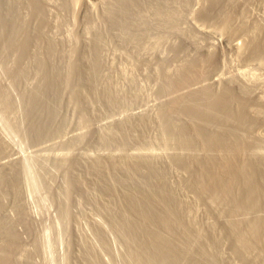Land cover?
Listing matches in <instances>:
<instances>
[{
    "label": "rangeland",
    "instance_id": "obj_1",
    "mask_svg": "<svg viewBox=\"0 0 264 264\" xmlns=\"http://www.w3.org/2000/svg\"><path fill=\"white\" fill-rule=\"evenodd\" d=\"M9 1L13 2L14 0ZM87 1L93 3V9L91 10V14H89V16L85 15L86 13L84 9V0L41 1L45 4V6L47 5V18H49L48 22L50 21L46 31L47 33L45 32V34L48 35L49 39H54V41H57L56 44H58L59 50H61L60 53H58V59L61 60L63 64L64 62L65 64L67 63V65H69V63L75 64H71L73 67L70 65L71 67L69 66L67 70L69 71L70 68L72 69V71L70 70V76H72L73 71H76L74 75L77 73V70L74 69H76L75 67H78L79 64V68L83 70L85 76H81V80H78L77 77H74V75L70 77L69 80H66V76L68 75L63 76L64 81L59 83L61 85V88L60 85L57 86L58 88H60V91H57V93H59L61 97L56 94V100L58 103H56L55 101L56 104L54 103L52 107L53 109H51L52 112L50 111L53 115L50 112L45 115L39 113V115H42L44 117V122L42 121V118H39L41 122H43V125L45 123L44 126H46L47 124L48 128H50L48 129L46 127L48 129H46L48 131L47 132L45 130V127H43L44 133L40 138L35 139V136L32 137L30 135V127L26 122L27 120L25 119L23 110L18 109L20 108L21 104L19 103V107L18 104L16 106V103H18L16 101L19 99V91L16 95V93L13 91H17V89L12 91L11 86H7L10 85V81L6 77V74H3V63L0 64V70L3 71H0V84H3L0 85V89L4 92V94L2 93V95H6V98H4L6 100H9L6 101L7 103H5V105H7L9 102V109H7L8 107L3 108L2 104L0 106V136L4 140L3 154L0 158V172L2 171L4 173H0V190L3 189V191H5H2L1 196L3 197L4 194H7L8 199H6L7 196L5 195L3 199L1 197L0 198L4 201L8 200L10 203L12 201L11 204H8V201H3L5 204L4 205L2 203V200L0 199L1 204L4 205V209L1 210L2 212L0 211V219L3 221L2 222L0 220V224L2 226L4 222L7 223L6 219H8V222L10 221L12 223L15 221L13 224H16V227H14L16 230H18V234H21V237H19V239H22L20 243L18 242V246H21V248H19L18 250L20 252L22 251L20 253V258L21 256H23L22 260L20 259L19 262L21 264L26 263L24 260L28 256L30 260H32L33 258L34 264H138L139 262H135L136 260L132 259L131 256H134V253L137 250H140L139 252H141L143 250L142 246H140V244H138V246H134V244L137 245L136 242L138 241H135L134 238L129 237V234L126 233L127 231L119 230L126 229V226H124L122 222V219L125 216V218L131 219L135 217L134 215H131V212V214L125 213V210H127V208L124 206L125 203L123 196L126 193L125 191H127V189L119 178H122L125 174L128 173L127 176L125 175L124 177H134L135 180H139H137L139 184H142L143 186L149 185L148 187H145L146 190H149V193L152 194L153 191L150 183L146 180V178H144V174L141 173L147 174L148 170L152 171V167H154V172L156 169V173L158 172L160 174H166L167 180H171L168 182H171L172 186L176 188L175 189L173 187L176 190L179 199L183 198V201H181L183 203H185L186 201L187 203H185V205L186 208L189 209L187 210V212H190V215L187 213L188 219H186H190V222L191 220H193V224L186 223L185 225L189 226L186 228L184 223L180 222L181 220H178L179 218H177V216H173H175L174 218L178 221L176 222L179 226L182 227L183 225V227L187 229V231H185V228L183 230V227L181 229L182 231H185V235H187V237L194 236L191 239V242H195L193 243V245L195 244V246H190L192 247L190 249L195 253H193L192 255L195 256L193 260H195L196 263L264 264V211H261L263 214L259 212V215H261L260 218L263 220L261 221L260 219L262 226V235H260L261 237L259 240L260 243L258 242L256 244L257 246L253 244V247L255 246L254 250L251 247L252 241H249L250 248L245 247V245H243L241 241L242 238H239V236H241L239 234L241 233H235V231L233 233V230L230 227L231 224L229 220H226L228 218L226 217V215H224V212H221L222 208L220 209V206H217L216 203L209 200L207 201L205 197L202 198L200 195L199 196L201 199H199L198 194H196L194 190L190 189V186H188L187 183V179H189L191 174L189 175L190 172L186 171V167H183V164H185L186 162H193L197 159H201L203 161L207 158L215 160L217 159L218 161L217 156H219V160L221 158L223 160L227 159L228 157L234 156V159L238 158L239 160H236H238L239 162H242L244 160L248 161L247 164L250 163V166H252V168L257 167L258 170L264 169V44H260L259 47L257 46L258 49L254 48V50H257L252 53L253 50L250 48V45L253 41L250 42V40H254V38H252L254 36L252 34L254 33L251 31H238V34L236 32L234 36L232 35V37L230 36L228 38H226V36L223 34L225 37L221 35V37L219 36V38L216 39L213 37L204 36V34L200 33V31L198 30L201 28L206 31L217 30L216 32L223 33L219 25L221 26V24H223L220 22L221 18L223 19L222 21L225 22V17L223 18V16L225 15L223 14L227 12H229L230 15H233L234 18L237 17V21L240 22H243L245 20L243 19L244 17L247 18L244 22L247 24L249 29L252 27H256L259 30H263L264 0H229V2L228 0H187L186 2L185 0H166V3H169V5L165 4L164 0H162L164 4H162L163 2L160 1L162 2L161 6L165 5V9H167L166 12L168 14L170 13L169 17H173V19H170L173 22L168 20V16L163 17L164 14L162 18L155 15L156 12L154 13V11L155 7L157 6L154 5L156 4L155 0H146V3L145 0H140L141 8H139V11L142 15L136 14L138 8H133V11H136V13L131 15H137V17L141 16L142 18L144 17V19H146L144 20V23L148 21L151 26L148 24L147 29L143 28L144 30L141 29L142 31H138V29H140L139 27L142 28L143 26H146L144 25L141 18H137L136 16H134L135 19L138 20V23L142 22V26H140L139 24L138 29L136 27L135 29L133 28L131 31L133 33L131 37L127 34L128 32L125 29L116 24L115 26H113L114 23L111 22L110 19L108 20L107 13L105 11L106 8L104 9L105 1ZM39 2V0H30L29 4H26L22 8V15L24 16L25 20L27 22H30L31 24L34 21L33 7ZM220 2H222L224 6H221L222 4H220ZM144 3L147 5H145ZM214 3H217V5L220 4V7L217 5L213 7L212 5ZM64 4L65 6H63ZM149 4L152 5L149 7ZM151 7L153 9H151ZM202 8L204 11H211L209 15H204V17L203 14L200 13L203 12ZM208 8L209 10H207ZM105 14L107 17L105 16ZM219 14L221 15V17ZM239 16H243V20H241V17L239 19ZM140 19L142 21H139ZM157 22L161 23L158 24ZM123 32L124 34H122ZM94 43H96L98 47ZM232 45H236L237 48L232 47ZM93 46L97 47V49L99 50L98 55H100V57L98 55L97 56L99 57V63H101L99 72L102 77V79H100V81L102 80V83H100L99 81L96 88L98 89V92H102V97H99L98 93L96 94V92L92 90L91 85H89L88 83V67H90L91 63L94 60H92V58H95L94 55L91 56V50H93L94 48ZM208 53L211 55L213 54V59H216V61L213 63V67H207L210 70L207 69L208 73H206V77H204V81H202V84L200 83V85H194L192 86V88H197L201 85H208L214 87L215 89H218L221 87H226L228 85L230 89H234H232V92L236 96L240 95L241 97L239 98L243 99L245 94L244 96H242L243 93L239 89L242 86L245 88L247 87V89L248 87L250 88V94H246L247 98H244V100L249 101L253 96V100L251 99L252 102L251 100L249 101L253 104H251V108H253L251 110L253 111H250L252 114L249 112L250 119L254 118L253 123L250 127L248 124H246L247 126H244L245 124L242 125V134L245 135L243 136L242 140L244 143L242 141L240 142L239 140L238 142L233 141L235 143L232 145L231 143L233 142L229 143L232 147L234 145L235 148L238 149L237 150L234 147L233 149H230V145L227 144L226 146V142L222 141L223 144H218L219 146L217 147H224L225 145L229 149V151H227L228 149L224 150L226 147L224 149H221L222 151H226V153L221 152L220 148L219 150L217 149L219 152L223 153V155H217L219 153L216 149L213 150V153L207 151L198 141H195L197 143L190 145V149L189 145H186L183 140H177V137L175 138L173 136H170L164 131L165 128H163V126L166 127V125L168 124H165L167 123L165 115H163V117L161 116V114H163L162 109L164 108V104L168 103L173 98L172 96H174V92L171 93V91H168V93L164 90V85L166 83L164 81L165 74L163 76V72L167 68V70H170L169 72H174L179 69V67H181L185 62H187L188 59L192 60L194 59V57L197 58L199 56L206 57ZM76 61L78 62L76 63ZM1 62L2 61L0 60V63ZM229 77H232L231 80L233 79L234 81L232 83L235 84H230L228 82V80L230 81ZM235 80L239 83H236ZM34 83L36 84V80L34 78L28 79V82L26 80L25 83L21 81L18 85V89L22 91L24 90V88H33L35 85ZM25 85H27V87H25ZM107 89L108 91L106 92ZM237 89L240 91H238ZM5 90L7 93H5ZM8 90L10 92H8ZM182 90H180L181 93ZM186 90L188 89L186 88ZM186 90H184L183 92L185 93ZM235 92L238 93L236 94ZM110 93L112 94V96ZM103 94L105 97L103 96ZM12 97L14 98V100ZM12 101H14V104H12ZM21 107L23 106L21 105ZM15 108L17 111L15 110ZM6 110H8L7 112L10 113L5 112ZM53 110L55 111L56 116ZM258 110L263 111V113H261L262 111L260 112L262 116H259L260 114L258 113ZM36 113L37 112H35V114ZM49 114H51V116ZM39 115H37V117ZM177 118L178 117L175 118V121V119L172 120V117L171 121H175L178 123L175 124L174 122L175 125L183 124L186 128L187 126H189L188 129H190L189 122H187L185 118L182 117L183 121H181V117L178 118L179 122L177 121ZM45 119L46 121L49 120V123L45 122ZM127 121H129V123ZM50 124L52 126H50ZM1 131L4 133V135L3 133H1ZM249 138L251 139L252 144ZM169 139H171V141L174 140L172 141L174 144L173 146L171 141L167 142L169 141ZM169 143H171L170 146ZM181 143L182 148L180 147ZM194 145L196 146V148H193L195 147ZM215 150L217 154L214 153ZM205 151H207V153ZM230 151L232 154H230ZM200 152H203V158H201L202 155ZM206 154L209 155V158ZM214 154H216L217 158H215ZM226 154L230 155L225 156ZM178 155L183 156L178 157ZM197 155L199 157H197ZM242 155L244 158L242 157ZM188 157L190 158L187 160L186 158ZM195 157H197L196 160ZM175 158L176 160L180 158L181 161H176ZM190 159H192V161ZM137 160L140 162H138ZM149 163L151 166L149 165ZM153 164L155 165L153 166ZM258 164H260L261 166ZM137 165L138 168L136 169ZM142 165H144L143 167H145L146 165L148 166L143 169ZM158 165L160 167H158ZM20 167L21 169H18ZM100 167L103 168L105 172L100 171ZM139 171L141 173H139ZM22 172L24 175H21ZM103 172L105 175L103 174ZM14 174H18L19 178L21 177L20 179L17 178L19 179L18 182L21 184L17 187L18 190H20L18 191L19 196L22 195L23 190V195L20 196L19 200V203L23 204V216L22 214H19V216H17L19 212L15 213L17 210H15L16 208L14 209L13 206V197L11 196V193H13L12 182L16 179ZM4 175L9 179L7 177H4ZM10 179L12 180V182ZM3 181H6V183L4 184ZM143 181L145 182V184ZM6 184L9 185H7L9 191L6 190ZM1 185L6 189L2 188ZM109 187H112L113 189H109ZM149 187L151 188L147 189ZM21 188L23 189L21 190ZM184 192L187 194V196ZM154 198H156L158 201L156 195ZM209 202L212 203L210 204ZM118 208H122L121 210L124 212L121 213ZM116 211L118 214L120 213V215H116ZM195 214L198 217L195 216ZM205 218L207 221L205 220ZM21 219L23 222H21ZM117 219H120V221H117ZM179 222L182 224H180ZM194 224L198 225L196 226L198 227L199 231L205 230L204 232L206 235L202 233L201 236L200 233L202 231H200L199 237L197 233L198 230H196L197 228ZM25 227H28V231L30 230L28 234V231ZM194 227L195 229H193ZM209 230L213 231V233ZM124 233H126L127 235H125ZM168 234L166 236H168ZM169 235L172 237L171 239H175L173 238L174 236H172L171 234ZM203 236L209 238L204 237V240L206 239L204 241L201 239ZM34 237L37 239L35 240ZM127 238L132 239L130 241ZM125 239L129 240L127 241L129 243H127ZM132 240L135 242H133ZM218 240L220 241V243H222L220 244ZM4 241V237L0 235V245H3L5 243ZM176 241L180 245L184 244V242L182 241H180L181 243H179L178 239ZM176 241L174 240V243ZM37 243L39 246L37 245ZM132 243L134 247L130 245ZM33 245H35L36 247ZM129 246L132 249L129 248ZM187 246L184 247L186 248ZM139 247H141L142 250ZM181 249H183V247ZM187 249L190 251L189 247ZM187 249L185 250L186 252L188 251ZM213 250L215 253L213 252ZM130 252L134 253L132 254ZM218 252H220V254ZM127 253L128 255L129 253L130 255H132L128 256ZM25 255L26 257H24ZM113 255L115 258L112 257ZM188 255L192 257L191 254ZM199 255L200 257H198ZM204 257L207 259H205ZM34 258H36V260ZM197 258L199 261L197 260Z\"/></svg>",
    "mask_w": 264,
    "mask_h": 264
},
{
    "label": "bare ground",
    "instance_id": "obj_2",
    "mask_svg": "<svg viewBox=\"0 0 264 264\" xmlns=\"http://www.w3.org/2000/svg\"><path fill=\"white\" fill-rule=\"evenodd\" d=\"M39 1L40 2L37 3L33 7V9H34V21L31 24L30 22H27L25 20L24 16L22 15V8L26 4H29L30 0H14L13 2H10L9 0H0V60L2 61L0 64L3 63L2 67H3L5 73L2 70H0V71H2L3 74H6V77L10 81V85H7V86H9V87L11 86L12 91L17 89V91H13V92L16 93V95H17V93L19 91V94H18V98L19 99L16 101L18 103H16V102L15 103H16V106L18 104V107H19V103L23 106V107H21V105H20V108H18V109L23 110V113L25 115V119L27 120L26 122H27V124L30 127L29 128L30 129L29 130L30 135L32 137L35 136L34 137L35 139L40 138L43 135V133H44L43 127H45V130L48 128L47 124H46V126H44L45 123L43 125V122H44L43 118L44 117L42 115H39V113L45 115V114L49 113L50 111L52 112L51 109H53L52 107H53L55 101H56V103H58L57 100H56V98H57L56 96L57 95L60 96L59 93H57V91H60V88H61V85L59 83L64 81L63 80V76L68 75V76H66L67 78L66 77H64V78H66V80H69V78L72 77L74 75V73L76 72V71L75 72L73 71L72 76H70V73H71L70 70L72 71V69L70 68L69 71H67V70H68L69 66L72 63H69V65H67V63L65 64V62H64V64H63V62L58 59V55H59L58 53H60L61 50H59L58 44H56L57 41H54V39H49L48 35L45 34V32L47 31L49 22H50V21L48 22L49 18H47L48 17L47 16V11L48 10L46 9L47 5L45 6V4L43 2H41L42 0H39ZM102 1H105L104 2V4H105L104 9L106 8L105 11L107 13L108 20L110 19V21L114 23V25L112 23L111 24L113 26H115V24H116V25L120 26L121 28L125 29L128 32L127 34L130 37L133 34L131 32L133 28L135 29V27H136L138 29V25L139 24H140V26H142L141 25L142 22L138 23V20H136L135 17H134V16L137 17V15L132 16L133 14L136 13V11L135 12L133 11L134 10L133 8H136V9L138 8L136 14H139V15L141 14L140 11H139L140 10L139 8H141L140 0H102ZM148 1H151V0H148ZM155 1H156L155 2L156 4H154V2H153L154 5H157V6L160 5L158 7L157 6L155 7V11H154V13L156 12L155 15H157V17H161L162 18L163 14H164L163 17H165V16L169 17L170 13L168 14L166 12L167 9H165L166 8L165 5L161 6V3L163 1L162 0H155ZM160 1H162V2H160ZM164 1H165V4L169 5V3H166V0H164ZM186 1L187 0H185V2ZM216 1H214V2H216ZM228 2H229V0H228ZM145 3H146V0H145ZM173 3H174V1H173ZM65 4H66V2H65ZM65 4L63 6H65ZM162 4H164V2ZM220 4H222V2H220ZM223 4H224V1H223ZM223 4L221 6H224ZM145 5H147V4H145ZM151 5L149 4V7ZM215 5H217V3L216 4L214 3L212 6L215 7ZM219 5H217V6H219ZM204 7H207V6H204ZM144 8H142V9H144ZM84 9H85V13H86L85 15L89 16V14H91L90 13L91 10L93 9V3H91L90 1H87V0H84ZM151 9H153V8L151 7ZM202 10H203V8H202ZM207 10H209V8ZM210 12L203 10V12H200V13L203 14V16L204 15L206 16V15H209ZM224 13H225V11H224ZM233 13H235V12H233ZM223 15H225V16H223V18L225 17V22L222 21L223 19L221 18L220 22L223 23V24H221V26L219 25V27H221L223 33L220 32L221 33L220 34V33L216 32L217 30H212V31L208 30V31H206V30H203L201 28L198 29L200 31V33L204 34V36L213 37V38L217 39V38H219V36L221 37V35H223V34L226 36V38H228L230 36L232 37V35L234 36V34H236V32L238 34V31H244V32L245 31H247V32L251 31V32L254 33V34H252V35H254L252 37V38H254V40L253 39L250 40V42L253 41L251 43V45H250V48L253 50L252 53L255 52V50L258 49L260 44H264V29L263 30H261V29L259 30L256 27L255 28L252 27V28L249 29L247 24L244 22L247 19L245 17L243 18L245 20L243 22L242 21L240 22V21H237V19H236L237 17L234 18V16L230 15L229 12H227V13H225ZM105 16H106V14H105ZM244 16H245V13H244ZM220 17H221V15H220ZM240 17L241 16H239V19H240ZM242 17H241V20H243ZM137 18H141L143 20V23H144V20H146V19H144V17L142 18L141 16H138ZM141 19L139 21H142ZM156 19H158V18H156ZM170 19H173V17H171V18L169 17L168 18V20H170ZM159 20H160V18H159ZM149 22H151V21H149ZM166 22H169V21H166ZM171 22H173V21H171ZM159 23H161V22H159ZM148 24L150 25V23H148V21L145 22L144 25L146 27H144V26L142 28L139 27L140 29H138V31L143 29V28L147 29ZM122 34H124V32ZM46 39H48V40H46ZM194 39H195V36H194ZM204 39H206V38H204ZM94 44H96V43H94ZM248 44H250V43H248ZM93 47H92L93 50H91L92 51L91 52L92 53L91 56L94 55L95 58H92V60L93 59L94 60H93L92 63L90 62L91 65H90V67H88L89 68L88 71H87V73H88L87 74L88 83H89V85H91L92 90L94 92H96V94L98 93L99 97H102V92L101 93L98 92V89L96 88L98 86V83H99L100 79H102L101 74L99 72L101 63H99L100 61L98 60V58L100 57V55H98V51H99L97 49L98 45H97V47L96 46H93ZM232 47H236V45L235 46L232 45ZM254 48H257V49L254 50ZM177 52H179V51H177ZM207 55H210V56H207ZM207 55H206V57H203V56H199L197 58L194 57V59H192V60L188 59L189 61L187 60V62H185L181 67H179V69H177L174 72H172V71L169 72L170 70H167L168 68L164 71L165 73L162 71L163 72V76L165 74V76H164L165 80L164 81H165L166 84L164 85L165 88L164 87H161V88H164V90L166 92H168V91H171V93L174 92L173 93L174 96H172L173 97L172 99L170 98L171 100L169 99L170 101L168 103L164 104V108L162 109L163 114H161V116L163 117V115H165V118L167 119V123H165V122L164 123L168 124V125H166V127H164L163 125H161V126H163V128H165L164 131L166 133H168L170 136H173L175 138L177 137V140L178 139L183 140L186 143V145H189V147H190V145H193V144L197 143L195 141H198L199 143H201V145H203L204 149H206L207 151H210V152L213 153L214 149H216V150L218 149L219 150V148H220L221 152H225L226 153V151H224V150L228 149V147H226L227 144H229V143H231L233 141H237L238 142V140H239L241 142L243 140V136H245V135L242 134V130H243L242 129V125L245 124L244 126H247L246 124H248L249 127H250L251 124L253 123V119L254 118L250 119V114H249L250 111H253V110H251V109H253V108H251L253 104L249 102L253 98V96L251 97V99L249 101L244 100V98L245 99L247 98L246 94H248V95L250 94L249 93L250 92L249 91L250 88L248 87V89H247V87L245 88V87H242V86L239 89L243 93L242 96H244V94L246 96V97L244 96L243 99L239 98V97H241L240 95L236 96L232 92L233 88L230 89V87H228V85L226 87H223V88L221 87V88H218V89H215L214 87H211V86H208V85H206V86L205 85L204 86L201 85L200 87H197V88L193 87L192 88V86H194V85H198V84L200 85V83L202 84V81H204V77H206V73H208V71H207L208 68L207 67H209V68L213 67V63L216 61V59H213V54L211 55V54L208 53ZM214 58H215V55H214ZM60 59H62V58H60ZM77 62L78 61H76V63ZM163 64H164V62H163ZM72 65H75V64L73 63ZM76 65H78V64H76ZM79 65H78V67L77 66L75 67L76 69H74V70H77V73L75 74L76 76L74 75V77H77L78 80H81L82 78L80 79V77L81 76L83 77L84 72H83V70H81V68H79ZM208 70H210V69H208ZM66 72H67V74H66ZM0 77H1V75H0ZM31 78H34L36 80V84L34 83L35 85H34L33 88H31V87H29V89L24 88V90H22V91L18 89V87H19L18 85L20 84L21 81H23L25 83L26 80L28 82V79H31ZM231 78H230V81L228 80V82L230 84H235V83H232L234 81H233V79L231 80ZM29 81H31V80H29ZM32 81H33V79H32ZM101 81H100V83H102ZM236 83H239V82L236 81ZM230 84H229V86H230ZM0 85H3V84H0ZM30 85H32V84H30ZM58 85H60V88L57 87ZM25 87H27V85H25ZM1 88H2V86H1ZM183 88H185V89H183ZM186 88L188 90H186ZM180 90H182V93L180 92ZM184 90H186L185 93L183 92ZM240 90H238V91H240ZM107 91H108V89L106 90V92ZM8 92H10V91L8 90ZM106 92H104V93H106ZM2 93L4 94V92L1 91V89H0V106L2 104L3 108H5V107L7 108L9 106L8 105L9 102H8L7 105H5V103H7L6 101H9V100H6L5 99L6 95L4 96V95H2ZM5 93H7L6 90H5ZM60 94H61V92H60ZM2 96H3V98L4 97L5 98L3 99ZM103 96H104V94H103ZM111 96H112V94H111ZM108 99H109V97H108ZM13 100H14V98H13ZM252 100H251V102H252ZM12 104H14V101H12ZM7 109H9V107ZM259 109H260V107H259ZM15 110H16V108H15ZM7 111L8 110H6L5 112H7ZM261 111L262 110H260L258 113L260 114ZM35 112H37L36 114L39 115L40 117L39 116L37 117ZM53 112L55 113L54 110H53ZM7 113H10V112H7ZM261 113H263V111ZM51 114H49V115L51 116ZM14 115H15V113H14ZM49 115H47V116H49ZM55 116H56V113H55ZM259 116H262V114H260ZM172 117H173V119H172ZM176 117H178V118L181 117V121H183L182 119L185 118L187 120V122H189L190 129H188L189 126H187V128H186L183 124L175 125V124H178L177 122H175L176 121V119H175ZM37 118L38 119L42 118L43 122H41V120L40 119L38 120ZM178 118H177V121H178ZM251 118H252V116H251ZM48 119H50V118H48ZM143 119H144V117H143ZM171 119L172 120L175 119V121L172 122ZM251 120H252V122H251ZM255 120H254V122H255ZM48 121H46V119H45V122L49 123ZM257 121H259V120H257ZM127 122L129 123V121H127ZM145 122H146V120H145ZM174 122H175V124H174ZM50 126H52V125L50 124ZM121 128H122V126H121ZM48 129H50V128H48ZM160 129H161V127H160ZM2 131H3V129H2ZM2 131H1V133H3ZM244 132H245V130H244ZM163 134H164V132H163ZM3 135H4V133H3ZM165 136H167V135H165ZM168 137H167V139H168ZM34 138H33V140H34ZM177 140H175V141H177ZM181 140H180V142H181ZM170 141H171V139H169V141H167V142H170ZM172 141H174V140H172ZM222 141L226 142V144H225L226 146L224 145V147H222V146L221 147H217L220 144L221 145L223 144ZM250 142H251V139H250ZM234 143L235 142L231 143V145L234 144ZM3 144H4V140L0 136V158H1L2 154H3ZM170 144L171 143H169V146H170ZM251 144H252V142H251ZM173 145L174 144L172 142V146ZM186 145H184V146H186ZM231 145L229 147L230 149H233V147L235 148L234 145H233V147ZM259 145H260V143H259ZM180 147L182 148V143H181ZM193 148H196V146L193 147ZM222 148L223 149L225 148V149L222 151L221 150ZM185 149H187V148H185ZM190 149H191V147H190ZM198 149H199V147H198ZM198 149H196V150H198ZM235 149H237V148H235ZM203 150H201V151H203ZM216 150L214 151V153L217 154V152H218L219 154H217V155H220V154L223 155V153L219 152L218 150L216 152ZM239 150H240V148H239ZM190 151H192V150H190ZM207 151H205V152L207 153ZM227 151H229V149ZM210 152H209V154H210ZM235 152H233V153H235ZM202 154H203V152L201 153V155ZM216 154H214V155H215V158L218 157V161H217V159L215 160V159H207V158L202 161L201 159L200 160L197 159V157H199L197 155V157H195V160L197 159L196 161H193V162H186L185 161L186 162L185 164H183L184 162L181 163V164H183L184 168L186 167L185 168V169H187L186 171L190 172V173L189 172H187V173H189V175L191 174L189 179H187L188 186H190V189L194 190L195 193L198 194V196L200 195L202 198L205 197V199L207 201L208 200L212 201V202L216 203L217 206H220V209L222 208L221 212H224V215H226V217L228 218L226 220H229V222L231 224L230 227L232 228L233 233H234V231H235V233L236 232L241 233L239 235H241L243 237L239 236V238L240 239L242 238L241 241H242L243 245H245V247L250 248L249 247L250 246L249 241H252L251 247L254 250L255 246L253 247V244L256 245L259 242V240H260V237H261L260 235H262L261 234V230H262L261 227L262 226H261V222H260V219H261L260 216L261 215H259V212L264 211V169H259L258 170L257 167H253L254 168L253 169L252 166H250L251 165L250 163L247 164L248 161H245L243 159L244 161L239 162L238 158H236L238 160L234 159V156H233L234 154L231 155L233 157H228V158L226 157L227 159H223V160L221 158L220 159L221 161H220L219 160V156L216 157ZM230 154H232L231 151H230ZM243 154H244V152H243ZM229 155L226 154L225 156H229ZM182 156L178 155V157H182ZM207 156L209 158V155H207ZM237 156H239V155H237ZM204 157H205V154H204ZM212 157H214V156H212ZM242 157H243V155H242ZM189 158L190 157H188L186 159L188 160ZM201 158H203V155H202ZM250 158H249V160H250ZM182 159H184V158H182ZM138 160H141V159H138ZM142 160H144V159H142ZM175 160H176V158H175ZM177 160H180V158H178ZM190 160L192 161V159H190ZM138 162H140V161H138ZM136 163H135V165H136ZM151 163H152V161H151ZM138 164H140V163H138ZM147 164H148V162H147ZM254 164H253V166H254ZM135 165H134V168H135ZM149 165H150V163H149ZM154 165L155 164H153V166ZM258 165H260V164H258ZM143 166L144 165H142V167ZM146 166H148V165H146ZM132 167H133V165H132ZM142 167H140V168H142ZM145 167H143V169ZM158 167H160V166L158 165ZM137 168H138V165H137L136 169ZM152 168L154 170V167H152ZM18 169H21V167L18 168ZM149 169H151V168H149ZM153 170L152 171L148 170V173L146 172L147 174L141 173L140 171H139V173L144 174L143 175V176H145L144 178H146V180L150 183V186L152 187V191H153L152 194H155L157 196L158 201H157L156 198H154L155 195H152L151 193H149V190H146L145 186H147V185L143 186L142 184H139V182H138L139 180L138 179L135 180L134 177H129V176L128 177H124L125 175L127 176L128 173L125 174V172H124L125 175L122 178H119V179H121L123 185L127 189V191H125L126 193L124 194L123 198H124V203H125L124 206L127 208V210L129 212L127 210H125V213L126 214L127 213H129V214L132 213L131 215L132 216L134 215L136 217V218L132 217L133 219H131V218H125L126 217L125 216L122 219V222H123L124 226H126L125 228L127 230L126 229H119V230L127 231L126 233L129 234V237H132V238H134L135 241H138V242H136L137 245L134 244V246H138V244H140V246H142V248L144 250V252H143L142 248L139 247L142 250L141 252H139L140 250L136 249L137 251L135 250L136 251L135 253L134 252H130L132 254L134 253V256H131L132 254L130 255V253H129V255L132 257V259L136 260V261L135 260H132V261H135V262L138 261L141 264H191V263L192 264H198V263L195 262V260H193L195 258V256L192 255L194 252L191 251V249H190L193 246H195V244L193 245V243H195V242H191L192 241L191 239L194 236L193 237H187V235H185V231H187L186 228L189 227V226H186L185 224L186 223H192V221H193V220H191V222H190L189 221L190 219L187 220L188 219L187 210H189V209L186 208V205H185L186 201H185V203H183L182 202L183 198L180 197L181 199H179V196H177V192L175 190L176 188L174 186H172L171 182L170 183L168 182V181H171V180H167L166 174H163V173L160 174L158 172L156 173V169H155V172ZM164 170H166V169H164ZM100 171H104L103 168H101ZM17 172H19V171H17ZM104 172H103V174H104ZM2 173H4V172H2ZM100 173H102V172H100ZM5 175H4V177H7ZM14 175L16 177L15 181L12 182V180L10 179L11 182H12V191H13V193H11L12 194L11 196L13 197L12 198L13 199V206H14V209L16 208L15 210H17L15 213L19 212L17 214V216H19V214L20 215L22 214V216H23V214H24L23 207H22L23 204L19 203L20 196L23 195V190H22L23 188H21L22 195L19 196V194H18L19 192L18 191H20V190H18V187H17L18 185H21L18 182L21 177L19 178L18 174L17 175L14 174ZM19 175H20V173H19ZM21 175H24L23 172H22ZM120 176H121V174H120ZM17 178H19V179H17ZM137 178H139V177H137ZM104 180H106V179H104ZM177 182H179V181H177ZM5 183H6V181L4 182V184ZM22 183H23V181H22ZM122 183H121V185H122ZM8 184H6V186ZM144 184H145V182H144ZM10 185H11V183H10ZM176 185H178V184H176ZM8 186H7V189H6V188L2 187V185H1L2 188H4V189L9 191ZM108 186H109V183H108ZM19 187H21V186H19ZM151 187H149L147 189H150ZM10 188H11V186H10ZM111 188L109 187V189H111ZM104 189H106V188H104ZM2 191H3V189L0 190V197L3 199L5 196H7L6 199H8V195L7 194L6 195L4 194L5 196L3 195V197L1 196L2 195ZM24 191H25V189H24ZM194 191H193V193H194ZM3 192H5V191H3ZM9 196H10V194H9ZM186 196H187V194H186ZM200 196H199V199H201ZM9 198H11V197H9ZM3 201L4 200H2V203L4 204V202L8 201V200H5L4 202ZM7 203L9 204L10 202L8 201ZM11 203H12V201H11ZM4 205H2L1 201H0V211L4 209ZM26 205H27V203H26ZM188 205H189V203H188ZM13 206H11V207H13ZM109 208H111V207H109ZM101 209H103V208H101ZM121 209H119L120 212L121 213L124 212ZM190 209H191V207H190ZM215 209H217V208H215ZM215 209H213V210H215ZM10 210H12V209H10ZM15 210H13V211H15ZM5 213H7V212H5ZM13 213H11V214H13ZM116 213H117V211H116ZM212 213H214V212H212ZM188 214L190 215V212ZM116 215H120V213L119 214L117 213ZM173 215L177 216V218H179L178 220L179 221L181 220L180 222L184 223L186 228L183 227V225H182V227H183V230H184V228L186 229L185 231L181 230L182 227L177 224L178 221L175 220V218H174L175 216H173ZM195 216H197V215L195 214ZM172 217L174 218L175 221L173 220ZM6 220H7V223L4 222V224H3L2 223L3 221L1 220L2 221L1 223L3 225L1 226V224H0V227H1L0 228V235L2 237H4V239H5V241H4L5 243L4 244L2 243L3 245H0V264H21L19 261H20V259L22 260V257H23V256H21V258H20V253L22 251L20 252L18 250L19 248H21L20 245H19L20 247L18 246V242L20 243V241L22 240L21 238L19 239V237H21L20 236L21 234L19 235L18 232H17L18 230L15 229V227H16L15 225L16 224L15 225L13 224L15 221L12 223L10 221L8 222V219H6ZM118 220L120 221V219H117V221ZM205 220H206V218H205ZM223 220H224V216H223ZM261 221H263V220L261 219ZM16 222H17V220H16ZM21 222H23L22 219H21ZM123 224H122V226H123ZM180 224H182V223H180ZM187 225H189V224H187ZM197 226H196V228H197L196 230H198ZM199 227H200V224H199ZM213 227H212V229H213ZM243 227H245V228H243ZM27 228H26V230H27ZM190 228H188V229H190ZM215 228H217V227H215ZM30 229H31V227H30ZM193 229H195V227ZM29 231L27 232V234L29 233ZM200 231H202V230H200ZM200 231L198 230V232H197L198 235H199ZM204 231H202L200 233L201 236H202V233L205 234ZM209 231H211V230H209ZM211 232L213 233V231H211ZM126 233H124V234L127 235ZM168 233L171 234L172 236H174L173 238H175L174 239L175 241L178 239L179 243H181L180 241H182V242H184V244H181L182 245L181 246L180 244H178L177 241H176L177 243L176 242L174 243V240L171 239L172 237ZM167 234L170 237L166 236ZM192 234H194V233H192ZM23 237H25V236H23ZM199 237H200V235H199ZM204 237H206V236H203L201 239L204 240ZM34 238H33V240H34ZM123 238H124V236H123ZM206 238H209V237H206ZM36 239L37 238H35V240ZM127 239H129L131 241L130 238H127ZM129 240H126V242L129 241ZM171 240H173V241H171ZM208 240H210V239H208ZM135 241H133V242H135ZM206 242H209V241H206ZM127 243H129V242H127ZM219 243H220V241H219ZM248 243H249V245H248ZM35 245H33V246H35ZM37 245H38V243H37ZM130 245L132 247H134L133 243L130 244ZM178 245H179V247H178ZM183 245L184 246L188 245V246L185 248ZM204 245H206V244H204ZM111 246H112V244H111ZM190 246H192V247H190ZM212 246H214V245H212ZM182 247H183L184 250L181 249ZM188 247H189L190 251L187 249ZM196 247H197V245H196ZM196 247H194V248H196ZM129 248H131V247L129 246ZM129 248H128V251H129ZM135 248H137V247H135ZM186 249L188 250L187 252L185 251ZM242 249H244V248H242ZM145 252H146V254H145ZM213 252H214V250H213ZM218 253L220 254V252H218ZM188 254H191L192 257H190ZM21 255H23V254H21ZM127 255H128V253H127ZM24 257H26V255ZM112 257H114V255ZM198 257H200V255ZM34 259L36 260V258H34ZM205 259H207V258H205ZM23 260H24V258H23ZM197 260H198V258H197ZM208 260H209V258H208ZM24 261L26 262L24 264H34L33 258H32V260H30L28 258V256L25 258Z\"/></svg>",
    "mask_w": 264,
    "mask_h": 264
}]
</instances>
